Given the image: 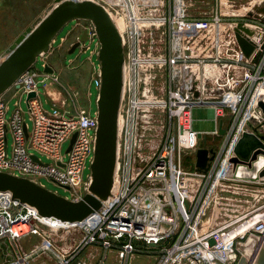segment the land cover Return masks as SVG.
<instances>
[{
  "label": "built area",
  "instance_id": "obj_1",
  "mask_svg": "<svg viewBox=\"0 0 264 264\" xmlns=\"http://www.w3.org/2000/svg\"><path fill=\"white\" fill-rule=\"evenodd\" d=\"M123 2L122 12L129 11V0ZM187 7L185 0H171L170 19L168 16L160 18L170 20L171 33L169 57L162 55L154 60L169 68L167 96L159 100L168 109L170 118L166 141L149 157H145L137 141L138 122L135 124L131 111L137 102L141 80L144 81L145 64L142 58L144 30L138 21L130 42L125 37L127 26L122 29L126 46L125 94L129 89L132 98L126 122L122 106L112 195L84 220L69 222L41 215L36 207L14 198L10 191H0V239L8 236L16 243L31 233L42 237V242L30 252L5 264H21L33 254L54 250L55 245L43 226L51 230L77 229L82 233L73 252H60L58 264H71L74 254L90 244L116 248L120 259L126 260L140 249L138 241L146 248L157 249L160 256L156 264H238L242 255L249 262L251 259L255 262V251H261L264 246V201L230 219L216 222L214 217L220 203L226 199L223 192L227 188L239 185L264 190V177L237 178L230 161L242 132L250 129V123L264 119L259 105L260 100H264V20L250 15L255 10L238 14L227 27L216 56L201 54L197 57L193 53L195 46L186 34ZM113 15L128 21L127 13L120 11ZM146 19L154 23L156 17ZM214 20L224 23L226 15L216 14ZM128 22L131 27L134 19ZM239 22L255 30L251 36L255 49L250 57L246 56L236 36L235 27ZM89 33L93 35V26ZM259 51L261 57L255 63L253 59ZM57 80L54 73L42 72L34 66L7 91L20 97L13 110L5 94L0 96V170L29 177L42 185L41 178L45 177L69 187L68 198L79 200L89 191L91 172L85 178L84 171L88 161L90 165L93 161L98 115L87 109L70 111L64 106L60 92L50 88ZM43 82L54 112H49L42 101L40 83ZM208 89L223 91L212 95L207 93ZM31 92L36 95L29 98ZM21 97L28 106L32 126L21 106ZM205 107L214 112L218 125L214 134H220L221 125L225 134H220L221 143L211 148L213 158L206 171L197 167L187 171L182 166L181 152L187 149L196 154L200 147L201 131L193 127V112ZM66 141L69 145L64 152Z\"/></svg>",
  "mask_w": 264,
  "mask_h": 264
},
{
  "label": "rangeland",
  "instance_id": "obj_2",
  "mask_svg": "<svg viewBox=\"0 0 264 264\" xmlns=\"http://www.w3.org/2000/svg\"><path fill=\"white\" fill-rule=\"evenodd\" d=\"M54 0H0V57L12 42L38 17ZM101 1V0H100ZM107 7L116 14L117 12L127 13L128 21L133 18L134 23L122 18L124 26H127L125 37L130 42L138 21L144 30V46L142 48V58L145 59L141 80V88L138 89L136 105L131 114L135 116V124L138 122L137 141L145 157L151 156L157 148L163 145L168 137L170 128V118L168 109L159 103V100L166 98L169 87V68L162 66L160 62L155 63V59L160 56L169 57V47L171 40L170 20L167 22L160 19L168 16L172 11L171 0H129V11L124 9L123 0H105ZM144 1V3H142ZM187 7L186 28L187 38L194 44L193 53L199 57L201 54L215 55L218 48L225 39V32L229 24L234 21L238 14L245 13L247 10H255L264 0H185ZM127 11V12H126ZM216 14H225L226 20L218 24L214 17ZM173 13L171 19H173ZM146 17H156L154 23L148 22L151 19ZM128 22V25L126 23ZM216 23V24H215ZM91 24L86 20L70 22L58 35L53 49L39 58L36 67L44 71V65L49 64L54 69V75L58 80V91L61 92V103L70 111L86 109L88 104L89 82L93 75L99 81V60L97 50L99 48L97 40H91L82 44L75 51L70 52L73 44L80 38L84 29L91 28ZM78 34H77V33ZM206 34V35H205ZM128 50V46H127ZM85 51V52H84ZM93 53L92 60L89 58ZM162 56V57H163ZM153 59V61H152ZM157 62V61H156ZM96 69H94V65ZM98 67V68H97ZM208 69V68H207ZM97 70V71H96ZM131 85V81L128 86ZM42 88V101L49 112H54L52 106L47 102L45 94V84L40 83ZM96 91V84L93 85ZM98 92V91H97ZM8 92L4 97L7 98ZM19 96L8 98L10 109L15 108V103ZM132 95L128 89L123 102V118L127 121L131 108ZM21 106L26 113V119L30 126L32 121L28 113V106L24 97H21ZM91 106L93 113L97 111V100L95 95L92 98ZM203 109V110H198ZM194 127L201 131L200 147L212 148L219 145L222 140L214 135L204 134V131L211 129L213 121L208 117L207 108H197L194 111ZM137 121V122H136ZM203 131V132H202ZM10 143L12 138L10 136ZM69 145L66 141L63 145L65 152ZM182 166L187 171L196 169V154L190 150L181 152ZM47 161V158L43 156ZM91 172L90 161L84 171L87 178ZM42 183L49 189L64 196H70L69 189L49 180L41 178ZM251 186V185H248ZM228 189V190H227ZM222 200L217 208L218 214L214 217L216 222L230 219L236 214L264 201L263 189L242 187L239 185L227 188ZM255 189V190H254ZM262 190V191H260ZM159 253V252H158ZM260 253V252H259ZM259 255V254H258ZM258 257V256H257ZM256 261V260H255ZM253 262L252 264H254Z\"/></svg>",
  "mask_w": 264,
  "mask_h": 264
},
{
  "label": "water",
  "instance_id": "obj_3",
  "mask_svg": "<svg viewBox=\"0 0 264 264\" xmlns=\"http://www.w3.org/2000/svg\"><path fill=\"white\" fill-rule=\"evenodd\" d=\"M251 16L264 20V2L257 6ZM86 20L94 27L91 36L84 29L73 44L75 51L91 38L97 40L99 48V86L97 95L98 129L95 151L91 162L89 191L79 200L47 188L33 179L0 170V191H10L14 198L36 207L41 215L53 216L63 221L78 222L96 212L113 193L118 166L121 113L126 84V46L122 30L111 10L100 0H54L5 50L0 57V96L29 69L36 66L39 58L49 53L58 35L73 21ZM236 36L246 56L255 49L251 36L255 30L239 22ZM259 51L253 61L258 62ZM46 72H54L49 64ZM36 92H31L34 97ZM47 102L53 107L50 99ZM264 111V100H260ZM250 129L242 132L230 158L233 175L237 178L257 180L264 177V119L258 124H249ZM28 133V130H27ZM220 134L225 128L220 126ZM76 134L71 139L74 142ZM71 145L68 149H70ZM212 155H211V154ZM214 149L199 147L196 152V167L206 171L213 158ZM37 158V156H34ZM69 188V187H66ZM47 228V226H43ZM238 264H252L242 255ZM254 264H264V246Z\"/></svg>",
  "mask_w": 264,
  "mask_h": 264
},
{
  "label": "crops",
  "instance_id": "obj_4",
  "mask_svg": "<svg viewBox=\"0 0 264 264\" xmlns=\"http://www.w3.org/2000/svg\"><path fill=\"white\" fill-rule=\"evenodd\" d=\"M101 1L106 2L105 0H101ZM92 56L93 53L91 54L89 60L90 62L93 63L94 60H92ZM96 65L97 63L94 65V69H96ZM49 73H54V72H49ZM94 83L96 84V91L93 88ZM98 86H99V81L96 79V76L93 75L89 82L88 104L86 108L90 112H93L91 103L94 95H95V99L97 100ZM50 88L52 90L58 91L57 82L54 81L50 85ZM222 91L223 90L221 89H216V91L213 92V90L208 89L207 93L216 95V93L220 94ZM12 93H13L12 91H9L7 98L13 97L14 95ZM58 95H60L61 97V92ZM198 110H203V109H198ZM207 113H208V117L211 118L213 121H211L212 124L211 129L204 131L205 134L214 135V136L217 135L216 137L222 140V136L220 134H214L218 125L214 119L213 110L211 108H207ZM194 123H195V118L193 112V127H194ZM254 124L256 125L258 124V122L255 121ZM45 229L47 231L48 236L51 238V240L55 245L54 250H43V252L33 254L24 263L21 262V264H58L60 252L66 254H68L69 252H73L79 239L82 237L81 231L77 229H72L70 231L51 230L50 228H45ZM41 242H42V237L38 234H33V233L21 237L16 243L8 236L1 238L0 264H5L6 262L18 258L20 254H23L25 252L26 253L30 252L34 248V246L39 245ZM137 244L139 245L140 249L131 256H129V258L126 260L120 259L118 250L116 248L107 249L103 247L102 244H90L84 247L82 250L78 251L76 254H74L73 258L71 259V264H76L79 261L86 262L87 264H156L160 256L157 249L146 248L145 244L142 241H138Z\"/></svg>",
  "mask_w": 264,
  "mask_h": 264
},
{
  "label": "bare ground",
  "instance_id": "obj_5",
  "mask_svg": "<svg viewBox=\"0 0 264 264\" xmlns=\"http://www.w3.org/2000/svg\"><path fill=\"white\" fill-rule=\"evenodd\" d=\"M116 21H117V23H118L119 28L122 30L124 24H123V22L121 21V17L118 16V15H116ZM259 252H260V250L258 249L257 251H255V254H254L253 256H254V257H255V256L257 257V254H258ZM253 261H254V260L251 259L250 262L252 263Z\"/></svg>",
  "mask_w": 264,
  "mask_h": 264
}]
</instances>
